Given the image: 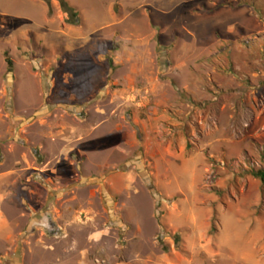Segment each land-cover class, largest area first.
<instances>
[{
  "label": "rangeland",
  "instance_id": "1",
  "mask_svg": "<svg viewBox=\"0 0 264 264\" xmlns=\"http://www.w3.org/2000/svg\"><path fill=\"white\" fill-rule=\"evenodd\" d=\"M66 1L0 0V264H264V0Z\"/></svg>",
  "mask_w": 264,
  "mask_h": 264
},
{
  "label": "trees",
  "instance_id": "2",
  "mask_svg": "<svg viewBox=\"0 0 264 264\" xmlns=\"http://www.w3.org/2000/svg\"><path fill=\"white\" fill-rule=\"evenodd\" d=\"M49 8V16L52 15V7L51 2L57 1L60 3L62 11L68 16L67 23L72 26H76L79 24V14L77 11L71 7L66 0H43ZM9 67H12L13 64L11 61H8ZM250 174L257 180H259L261 183L264 184V170H253L250 172Z\"/></svg>",
  "mask_w": 264,
  "mask_h": 264
},
{
  "label": "crops",
  "instance_id": "3",
  "mask_svg": "<svg viewBox=\"0 0 264 264\" xmlns=\"http://www.w3.org/2000/svg\"><path fill=\"white\" fill-rule=\"evenodd\" d=\"M239 234V233H238ZM238 234H236V236L234 237H231V238H234L236 241L235 242H238V244L240 243V239L238 240V238H240L241 236L240 235H238ZM231 241L233 242V240L231 239ZM241 242H243V241H241ZM238 246V245H237ZM242 252V251H241ZM244 252V251H243ZM238 255H240L239 257L241 258L242 257V254H238ZM244 255V254H243ZM248 264H251V263H253V262H250L249 260H248V262H247Z\"/></svg>",
  "mask_w": 264,
  "mask_h": 264
}]
</instances>
